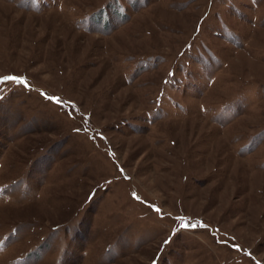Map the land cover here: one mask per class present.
<instances>
[{"label":"rangeland","instance_id":"1","mask_svg":"<svg viewBox=\"0 0 264 264\" xmlns=\"http://www.w3.org/2000/svg\"><path fill=\"white\" fill-rule=\"evenodd\" d=\"M154 261L264 264V0H0V264Z\"/></svg>","mask_w":264,"mask_h":264},{"label":"snow or ice","instance_id":"2","mask_svg":"<svg viewBox=\"0 0 264 264\" xmlns=\"http://www.w3.org/2000/svg\"><path fill=\"white\" fill-rule=\"evenodd\" d=\"M4 79H6V80H11V81H15L17 78L14 77V76H8V77H5ZM20 83L24 84L25 82H24L23 80H21ZM56 102L59 103V100H57ZM157 210L159 211V209H157ZM197 226H198V225H196V224H191V225H190V224H188V223H186V222H182L181 225H180L181 228H185V229H186V228H189V227H193V228H195V227H197ZM201 226L206 227V225H201ZM165 243L167 244L168 241H165ZM153 264H156V262L154 261Z\"/></svg>","mask_w":264,"mask_h":264}]
</instances>
